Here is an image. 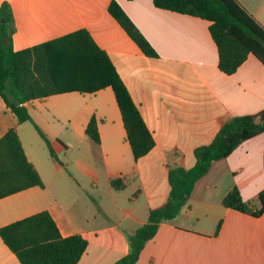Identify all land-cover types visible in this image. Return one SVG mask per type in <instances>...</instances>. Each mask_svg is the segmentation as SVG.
<instances>
[{
  "label": "crops",
  "instance_id": "obj_1",
  "mask_svg": "<svg viewBox=\"0 0 264 264\" xmlns=\"http://www.w3.org/2000/svg\"><path fill=\"white\" fill-rule=\"evenodd\" d=\"M111 1L0 0V9L4 3L12 9L14 51L87 30L110 57L155 140L147 155L134 159L110 87L27 102L53 151L65 154L63 163L44 152L34 124L19 123L0 96V138L17 130L45 185L0 199V228L46 210L63 237L80 234L88 241L77 264H115L126 256L150 210L166 203L170 169L194 167L195 150L210 144L227 121L264 110V65L249 55L235 73H223L207 20L159 9L153 0H117L158 53L149 58L110 15ZM237 2L264 27V0ZM92 117L99 148L85 134ZM116 178L125 184L122 190L112 187ZM234 187L250 208L259 207L264 132L212 164L177 218L159 225L136 264H264V212L226 208L222 201ZM0 264H20L1 238Z\"/></svg>",
  "mask_w": 264,
  "mask_h": 264
},
{
  "label": "trees",
  "instance_id": "obj_2",
  "mask_svg": "<svg viewBox=\"0 0 264 264\" xmlns=\"http://www.w3.org/2000/svg\"><path fill=\"white\" fill-rule=\"evenodd\" d=\"M153 3L159 9L207 20L218 51V66L223 73H235L249 55L264 65V27L237 0H153ZM108 11L145 56L158 58L156 50L117 0L110 2ZM15 31L12 9L4 3L0 9V96L19 123H33L25 105L31 100L71 92L93 94L110 87L134 159L144 157L154 148L153 135L125 83L108 54L87 30L81 29L21 51L13 50ZM33 124L51 155L55 156L48 136ZM263 132L264 110L254 115L234 117L221 127L210 144L195 150L194 167L170 169L166 203L150 210L148 222L131 238L128 254L115 264H136L159 225L177 218L190 199L195 184L208 173L212 164L229 157L243 142ZM85 134L99 148L95 117L88 122ZM111 185L116 190L125 187L119 178L113 179ZM31 187L44 188L45 185L28 160L17 130L11 128L0 138V199ZM258 200L259 207L253 210L243 201L239 189L234 187L222 203L226 208L260 216L264 212V191ZM0 238L20 264H77L88 247V241L80 234L63 237L46 210L1 227Z\"/></svg>",
  "mask_w": 264,
  "mask_h": 264
},
{
  "label": "rangeland",
  "instance_id": "obj_3",
  "mask_svg": "<svg viewBox=\"0 0 264 264\" xmlns=\"http://www.w3.org/2000/svg\"><path fill=\"white\" fill-rule=\"evenodd\" d=\"M44 152H45L47 155L50 154L49 148H48L46 145H45V147H44ZM54 153H55V152H54ZM55 155H56V159L60 160V161L63 162V163L66 162V156H65V154L60 153V154L57 155V154L55 153ZM91 188H92V185H91L90 183H88V190H89L90 192H92Z\"/></svg>",
  "mask_w": 264,
  "mask_h": 264
}]
</instances>
